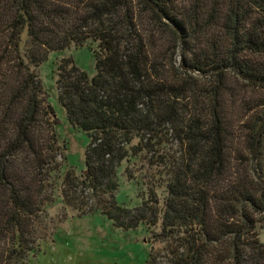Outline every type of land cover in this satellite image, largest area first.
I'll use <instances>...</instances> for the list:
<instances>
[{
  "label": "trees",
  "instance_id": "trees-1",
  "mask_svg": "<svg viewBox=\"0 0 264 264\" xmlns=\"http://www.w3.org/2000/svg\"><path fill=\"white\" fill-rule=\"evenodd\" d=\"M89 41L94 76L57 63L59 102L90 137L64 205L144 224L146 264H264V95L243 124L249 164L227 108L235 81L264 91V0H0V264H29L60 198L67 148L37 70ZM124 163L138 207L116 200Z\"/></svg>",
  "mask_w": 264,
  "mask_h": 264
},
{
  "label": "rangeland",
  "instance_id": "rangeland-1",
  "mask_svg": "<svg viewBox=\"0 0 264 264\" xmlns=\"http://www.w3.org/2000/svg\"><path fill=\"white\" fill-rule=\"evenodd\" d=\"M97 49V43L89 41L83 46L52 51L37 70L59 120L56 128L59 143L62 147L66 145L67 150L62 158V173L58 177L57 195L60 198L50 210V221L43 224L45 230L41 246L30 256L29 264H146L150 260L153 241L150 230L144 224L130 230L118 229L101 212L78 216L76 211L61 201L63 175L70 168L79 174L86 169L85 155L90 137L83 129L69 122L66 110L59 102L57 63L59 65L63 58H72L82 71L92 77L96 73L94 52ZM238 82H233L235 87L238 86V102L229 98L227 106L234 123L233 156L235 163L239 162L240 156H244L243 162L249 164L252 153L249 150L248 131H245L243 124L252 113L249 108L255 104V96H263L264 91ZM125 166L126 163L118 170L116 200L119 204L138 207L142 204L141 190L137 184L128 181ZM260 239L264 243V228L261 229Z\"/></svg>",
  "mask_w": 264,
  "mask_h": 264
},
{
  "label": "water",
  "instance_id": "water-1",
  "mask_svg": "<svg viewBox=\"0 0 264 264\" xmlns=\"http://www.w3.org/2000/svg\"><path fill=\"white\" fill-rule=\"evenodd\" d=\"M261 134H259V136H260Z\"/></svg>",
  "mask_w": 264,
  "mask_h": 264
}]
</instances>
